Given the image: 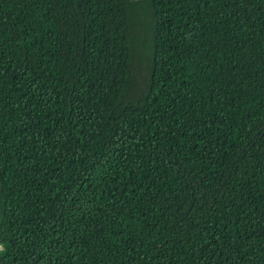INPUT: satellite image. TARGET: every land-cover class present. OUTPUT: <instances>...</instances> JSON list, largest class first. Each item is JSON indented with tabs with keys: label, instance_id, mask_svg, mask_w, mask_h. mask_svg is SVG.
I'll list each match as a JSON object with an SVG mask.
<instances>
[{
	"label": "trees",
	"instance_id": "obj_1",
	"mask_svg": "<svg viewBox=\"0 0 264 264\" xmlns=\"http://www.w3.org/2000/svg\"><path fill=\"white\" fill-rule=\"evenodd\" d=\"M0 264H264V0H0Z\"/></svg>",
	"mask_w": 264,
	"mask_h": 264
},
{
	"label": "water",
	"instance_id": "obj_2",
	"mask_svg": "<svg viewBox=\"0 0 264 264\" xmlns=\"http://www.w3.org/2000/svg\"><path fill=\"white\" fill-rule=\"evenodd\" d=\"M130 1H132V0H130Z\"/></svg>",
	"mask_w": 264,
	"mask_h": 264
}]
</instances>
